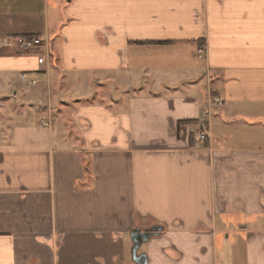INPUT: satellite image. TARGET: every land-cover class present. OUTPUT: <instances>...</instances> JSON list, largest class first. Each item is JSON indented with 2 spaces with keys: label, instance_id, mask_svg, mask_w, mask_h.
<instances>
[{
  "label": "crops",
  "instance_id": "crops-1",
  "mask_svg": "<svg viewBox=\"0 0 264 264\" xmlns=\"http://www.w3.org/2000/svg\"><path fill=\"white\" fill-rule=\"evenodd\" d=\"M0 92V264H264V0H0Z\"/></svg>",
  "mask_w": 264,
  "mask_h": 264
},
{
  "label": "rangeland",
  "instance_id": "rangeland-1",
  "mask_svg": "<svg viewBox=\"0 0 264 264\" xmlns=\"http://www.w3.org/2000/svg\"><path fill=\"white\" fill-rule=\"evenodd\" d=\"M47 47V46H45ZM42 48V47H41ZM40 49V48H37ZM36 49V50H37ZM205 80V79H204ZM203 80V78L200 80L201 81V85L205 86L206 83ZM1 95V92H0ZM1 106V105H0ZM3 109L0 108V125L1 126H6V127H10V124L8 122L9 117L11 118V116H14V118L20 114H23L24 112H34L33 108H36V106H34L33 104H25L24 107L16 109V108H12V107H3L1 106ZM252 106L249 105H241L238 104L236 102H233L232 104L228 105V111L225 113V119L226 121L230 122V121H235L238 122L239 120L241 121V119L246 117H251V115L249 114L250 112H254V111H260L259 109H251ZM44 111L47 110H38L35 109L36 115L38 114L40 116V118H44L47 119V117L41 115L42 113H44ZM16 115V116H15ZM224 118L223 116L220 117V119ZM46 123V122H45ZM244 130H250V127H248V125H244L242 122H238V124H233V127L229 129H227L225 132H220L219 130L215 131V135L217 136H228V138L230 139V145H234V146H240L242 143V134L248 131H244ZM194 141V139H193ZM257 141V140H255ZM257 142H261V141H257ZM127 245H128V250H127V254H126V261L125 264H136L133 262L132 260V255H131V248H132V239L131 236L127 237ZM141 253L147 251V247L146 245H143L141 248Z\"/></svg>",
  "mask_w": 264,
  "mask_h": 264
},
{
  "label": "built area",
  "instance_id": "built-area-1",
  "mask_svg": "<svg viewBox=\"0 0 264 264\" xmlns=\"http://www.w3.org/2000/svg\"><path fill=\"white\" fill-rule=\"evenodd\" d=\"M45 46V41L40 37H34V38H26V37H20L16 40V47L20 49V51L29 53L37 48H41ZM204 49L200 50V54L202 55L204 53ZM23 80H30V83L32 85H35L37 83V80L32 79L30 75L23 74L22 75ZM43 126H48L47 123L43 122ZM200 140H206L208 138L207 134L205 132H201L199 134Z\"/></svg>",
  "mask_w": 264,
  "mask_h": 264
},
{
  "label": "water",
  "instance_id": "water-1",
  "mask_svg": "<svg viewBox=\"0 0 264 264\" xmlns=\"http://www.w3.org/2000/svg\"><path fill=\"white\" fill-rule=\"evenodd\" d=\"M155 235V230L140 231L136 229L131 234L133 247H132V259L136 264H148V257L145 253H139L141 247L147 243Z\"/></svg>",
  "mask_w": 264,
  "mask_h": 264
},
{
  "label": "flooded vegetation",
  "instance_id": "flooded-vegetation-1",
  "mask_svg": "<svg viewBox=\"0 0 264 264\" xmlns=\"http://www.w3.org/2000/svg\"><path fill=\"white\" fill-rule=\"evenodd\" d=\"M136 229H139L140 231L144 232V231H151V230H155V235L158 233V227L156 226H151L148 228H142V227H137ZM142 248V247H141ZM141 250V249H140ZM139 253H141V251H139Z\"/></svg>",
  "mask_w": 264,
  "mask_h": 264
},
{
  "label": "trees",
  "instance_id": "trees-1",
  "mask_svg": "<svg viewBox=\"0 0 264 264\" xmlns=\"http://www.w3.org/2000/svg\"><path fill=\"white\" fill-rule=\"evenodd\" d=\"M35 36H29V37H26V38H34Z\"/></svg>",
  "mask_w": 264,
  "mask_h": 264
}]
</instances>
